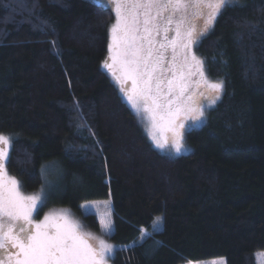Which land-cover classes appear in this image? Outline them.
Here are the masks:
<instances>
[{
    "label": "trees",
    "instance_id": "obj_1",
    "mask_svg": "<svg viewBox=\"0 0 264 264\" xmlns=\"http://www.w3.org/2000/svg\"><path fill=\"white\" fill-rule=\"evenodd\" d=\"M113 23L112 9L90 0H0L8 176L24 195H42L34 219L67 209L99 233L81 206L112 201L110 264H256L264 251V0H233L197 42L206 76L224 88L205 124L187 134L188 155L154 147L104 67Z\"/></svg>",
    "mask_w": 264,
    "mask_h": 264
},
{
    "label": "snow or ice",
    "instance_id": "obj_2",
    "mask_svg": "<svg viewBox=\"0 0 264 264\" xmlns=\"http://www.w3.org/2000/svg\"><path fill=\"white\" fill-rule=\"evenodd\" d=\"M108 2L115 23L104 67L120 83L137 114H148L149 135L156 146H169L168 136L158 139L157 130L171 133V146L180 153L185 147V123L204 116L200 99L215 104L224 88L222 81L208 80L204 61L192 47L233 0ZM194 76L199 79L193 81ZM128 81L130 89L125 88ZM10 147V138L0 134V264H107L113 245L89 238L65 214L50 212L42 220L34 219L43 200L24 195L19 181L7 175ZM101 224L111 231L110 218H102Z\"/></svg>",
    "mask_w": 264,
    "mask_h": 264
},
{
    "label": "rangeland",
    "instance_id": "obj_3",
    "mask_svg": "<svg viewBox=\"0 0 264 264\" xmlns=\"http://www.w3.org/2000/svg\"><path fill=\"white\" fill-rule=\"evenodd\" d=\"M90 1L101 3L103 5L105 4L106 6H109L112 9V6L109 4L108 0H90ZM112 11H113V9H112ZM113 13H114V11H113ZM205 34L203 36H205ZM170 35H174V34H170ZM197 42L192 47V51L194 53H195V48H196V46L198 44ZM195 55L198 57V55L196 53H195ZM117 75H119V72H117ZM192 79H193V81H196V80L199 79V77L198 76H194V77H192ZM127 88H129V89L131 88V81H128ZM218 101H219V99L216 101V103ZM200 102L204 106V116L198 121L188 120L185 123V128L183 130L184 131V141L183 142H184V146L185 147H184V150H182L180 153H176L174 148L171 146V133L165 134V133H163L160 130H157V133H156L158 139L163 140L164 136L167 135L168 139H169V146L164 148V149H161V148L157 147L155 142L151 139V136L149 135V129L151 128V121L148 119V114L147 113H142V114L138 115L137 112H136V109L132 106V102L131 101L129 102V106H130L132 112H134V115L137 118V122L139 123V125L143 129L144 133H146L149 141L154 145V147H156L158 150H160L165 155L168 154V155H171V156H177V155H188V153L191 151V147H190V145L188 143H186L187 134L189 132H191L192 130H198V128H201L205 124V122H206V120H205L206 112H207L208 108H210V107H212L213 105L216 104V103L215 104H210V102L207 99H205V98H201ZM7 175H8V173H7ZM39 196L42 197V195H39ZM82 206H84V207H82ZM82 206H81V210H82L83 214H86V215L95 214V217L97 218V221L100 224V232L99 233H96L94 231H90L86 227V225H84L83 221L77 215L72 213L70 210L66 209V212L63 211V210H58V211H55L53 213H63V214H65L70 221H72L74 223H77L79 225V227H80V231L83 232L84 234L89 235V238L95 237V238L104 240L108 244H111L107 240V237L112 235L113 229H114V223H113L114 212H113V209H112V201H110V200L93 201V202L91 201L90 203L83 204ZM109 213H110V217L108 216ZM102 218H104L106 221H107V219L110 218V220H111V231L110 232H106L104 230V227L101 224V219ZM42 219L35 218V220H42ZM93 242H95V241H93ZM113 255H114V246H113L112 253L107 257V264H110L111 259L114 257ZM255 261H256V264H264V251H260L256 255ZM183 264H227V263H226V260L224 258H215V259L204 260L202 262L183 263Z\"/></svg>",
    "mask_w": 264,
    "mask_h": 264
}]
</instances>
